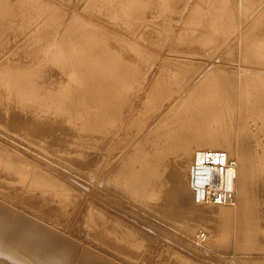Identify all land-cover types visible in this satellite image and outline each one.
<instances>
[{"label": "bare ground", "instance_id": "6f19581e", "mask_svg": "<svg viewBox=\"0 0 264 264\" xmlns=\"http://www.w3.org/2000/svg\"><path fill=\"white\" fill-rule=\"evenodd\" d=\"M179 1L91 0L69 10L52 0H0V198L48 224L33 228L67 255L74 247L57 230L124 264H150L155 253L168 258L151 264H264V9L253 14L264 0L253 9L252 0H192L170 32L165 17ZM145 11L154 43L132 33L130 14ZM51 16L64 32L50 56ZM86 31L109 45L90 50ZM231 36L221 60L232 65L182 60L210 57ZM165 38L178 55L164 54ZM52 58L66 72L52 70ZM37 59L48 63L49 84L79 95L94 124L71 130L74 108H53L39 122L11 106L13 96L40 101L39 78L21 67ZM156 64V78L141 83L137 74ZM19 76L24 85L14 84ZM203 149L224 150L235 163L233 203L196 198L191 171ZM232 237L239 256H222Z\"/></svg>", "mask_w": 264, "mask_h": 264}, {"label": "rangeland", "instance_id": "374dc122", "mask_svg": "<svg viewBox=\"0 0 264 264\" xmlns=\"http://www.w3.org/2000/svg\"><path fill=\"white\" fill-rule=\"evenodd\" d=\"M53 3L56 4H63L65 8H68L69 10H76L79 6H85L88 5L89 1L91 0H52ZM192 2V0H180L177 5H169V12L165 18H167V21L165 22V28H168V30L171 32V30H177L180 28L177 24H174V20L178 18V16L181 15V7L185 4ZM255 1L257 0H252V5L250 9L255 8L258 4ZM20 10L23 9L22 5L19 8ZM264 9L263 5L260 7H257L253 14H257L258 12H261ZM119 17V14H118ZM54 20L55 22V17L51 16L50 20ZM150 15L146 13V11L141 15L137 16L134 14H130V25L132 29V33L138 36V39L143 36L146 33L147 36L149 37L150 43H154L158 38H156V34H152L153 25L149 21ZM44 21V19H42ZM49 20V19H48ZM53 31L49 33L51 36V40L48 44V46L45 49V53H48L50 56L54 54V52L57 50L60 41H61V35L64 32V26H62V22L56 21L54 26L52 27ZM86 29L88 27H85ZM227 30V29H226ZM33 31V28L28 30L25 34L22 36L20 35L17 37L16 42L21 43L25 42L27 43L28 40L27 36ZM230 32V30H228ZM227 32V33H228ZM144 33V34H143ZM82 34V33H81ZM163 36V35H162ZM235 36V35H234ZM233 36V37H234ZM92 37V39L95 41L96 39V34L92 33L91 35L87 33V31L82 34V43L86 42L87 48L90 50H97L98 47L103 46L107 44V41L105 39H102L101 42L95 41L93 44L89 43V39ZM155 37V38H154ZM232 36L227 39V41H223L222 45H218L216 48V52L214 55L210 57H200V56H188L184 55L187 57H195L194 60L182 57L183 61L187 60L186 62H190L191 64H194L195 66L201 67V68H210L214 65V62L217 61V63H223L225 62L228 65L234 64V62L228 60L225 61L224 59L221 60V56L224 55V52L226 51L227 47L224 46L225 44L228 43L230 46V40L233 38ZM156 39V40H154ZM77 40H79L77 38ZM154 40L153 42H151ZM168 39L165 38L164 40H161V47L164 50L165 55H170L169 57H174L175 55H178V53L175 51V49H170L172 47L169 46V43H167ZM230 42V43H229ZM57 44V46L55 45ZM164 45H163V44ZM109 43L105 46H108ZM54 58V57H53ZM51 59L49 62V67L52 68V70H56L59 72H66L65 66H61L62 64H56L54 62L55 59ZM21 67L25 69H32L34 70V78L37 77V80L39 78V86H38V91H39V98L40 101L38 102H29L28 104H23L21 100L15 99V97H10V103H12L11 106L15 107V109L19 110L20 113L23 115L29 114L28 117L34 118L37 117V115H41V117L38 119L39 122L44 121L47 119V114L48 111H52L53 108L58 109L59 114L63 113H68L69 110L72 108L75 109L76 113L73 115L72 118H70L68 121H70V128L71 130L75 129H83L86 128L87 124H94L95 123V116H91L89 110H85V108L80 107L81 100L79 99L78 94H69L65 95L63 94L64 87H62L61 84L54 85L52 86L49 84L50 81V74L46 72V69L48 67V63H46L44 60H39L37 59L36 61L33 62H26V63H21ZM158 67V64L153 65L152 68L149 71L143 70L142 73L140 72L137 74V79L143 82H150L152 79L156 78L157 76V71L156 68ZM37 68V69H36ZM246 69V68H243ZM248 69V70H247ZM245 71L251 72V73H257L256 71H252V69L247 68ZM205 72V71H204ZM203 72V73H204ZM22 77L19 76L17 77L16 80H14V84L16 85H24L22 82ZM198 81V80H197ZM26 87V86H24ZM7 99V97H6ZM32 104V105H31ZM23 108V110L21 108ZM59 107L61 111L59 110ZM48 108L47 111L44 109ZM59 116V115H58ZM92 132L95 129V126L91 127ZM92 153H96V146L93 145L92 147ZM73 156V155H72ZM76 157V156H75ZM0 203L4 206L9 208V215H5L3 213H0V229L3 231H0V264H124L120 259L115 258V256H101L99 251L95 249V247L89 243H86L80 239H74L70 237L67 233L64 231H59L61 234L68 238L70 242L72 243L74 250L73 253L70 255H67L65 251L62 250V248L58 245V242L54 237H51L48 233H42L40 229L33 228L34 223H39L43 226H49L48 224L44 223L43 221L36 219L29 215L27 212L17 209L15 206L7 203L4 200H1L0 198ZM0 208V212H1ZM4 211V210H2ZM150 216L152 213H149ZM149 214H145L147 217ZM152 214V218H153ZM3 217V218H2ZM13 217H17L20 219H14ZM151 217H148L151 218ZM2 218V219H1ZM14 219L16 221H11V219ZM151 218V219H152ZM8 220V221H7ZM25 220V221H24ZM16 222V223H15ZM50 227V226H49ZM179 230V236L183 235L184 232L182 229ZM182 237V236H181ZM231 246L226 252H220L222 256H239L236 251H235V238L232 237L230 239ZM174 244V243H173ZM158 245V244H157ZM176 245V244H175ZM199 246L201 248H205L208 251H217L219 255V250L216 247H211L209 248L206 245H203V243H199ZM159 247L164 248L165 246L163 244H160ZM165 249V248H164ZM100 256H97L99 255ZM156 256V253H155ZM148 256V262L151 264V262H155L157 259L160 260L162 257H165L166 259L168 256ZM144 258H147V256H144ZM131 260L138 261L137 258L131 257ZM151 260V261H150ZM137 264V263H136Z\"/></svg>", "mask_w": 264, "mask_h": 264}, {"label": "built area", "instance_id": "2783aa9c", "mask_svg": "<svg viewBox=\"0 0 264 264\" xmlns=\"http://www.w3.org/2000/svg\"><path fill=\"white\" fill-rule=\"evenodd\" d=\"M235 163L219 149L200 151L191 171V185L199 201L233 203L235 194Z\"/></svg>", "mask_w": 264, "mask_h": 264}]
</instances>
